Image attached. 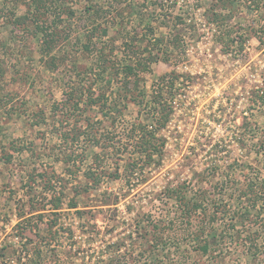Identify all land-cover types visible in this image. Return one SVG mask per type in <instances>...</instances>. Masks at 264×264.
Here are the masks:
<instances>
[{
    "label": "rangeland",
    "instance_id": "1",
    "mask_svg": "<svg viewBox=\"0 0 264 264\" xmlns=\"http://www.w3.org/2000/svg\"><path fill=\"white\" fill-rule=\"evenodd\" d=\"M22 1L0 0L4 12L0 14V264H264V255L253 261L244 241L235 245L230 238L210 254L195 252L206 237L195 232L209 230L203 209L214 202L236 206L233 196L226 194L244 189L257 176L264 178V154L258 152L264 108L255 102L264 80V42L255 35H260L264 17L241 0L230 24L235 37L242 35L248 41L243 52L234 46L236 52L231 54L222 51L205 21L210 0L68 2L79 13L98 4L118 22L122 12V26H110L107 38H102L117 37V46V31L135 30L140 35L149 24L161 36L175 31L167 19L186 18L184 25L176 22L186 40L187 59L174 65L181 77L175 84L173 113L159 132L164 140L160 159L127 182L125 156H113L121 177L104 178L98 189L76 196L78 187L87 183L81 172L100 149L86 147L84 140L70 146L57 136L62 129L84 127L86 119L71 115L58 103L69 83L87 80L85 71L92 58L80 51L79 41L90 24L77 20L67 41L51 53V63L40 54L39 41L30 30L3 18L11 16V10L15 18L22 16ZM127 3L130 16L124 8ZM172 69L162 61L153 64L143 76L142 91L149 94L152 84ZM144 112L129 102L112 127L99 110H91L88 117L93 132L105 133L102 141H106L113 137L107 132L118 134L130 123L147 122ZM67 118L69 123L64 122ZM68 153H73L74 176L61 162ZM39 175L62 179L55 185L54 195L63 193L56 215L49 210L51 193L42 189ZM181 194L189 203L204 200L203 209L181 215L176 198ZM104 199L110 203L103 205ZM71 201L76 203L73 209L68 208ZM228 222L222 224L223 230L231 229ZM254 235V242L264 249V227Z\"/></svg>",
    "mask_w": 264,
    "mask_h": 264
},
{
    "label": "trees",
    "instance_id": "2",
    "mask_svg": "<svg viewBox=\"0 0 264 264\" xmlns=\"http://www.w3.org/2000/svg\"><path fill=\"white\" fill-rule=\"evenodd\" d=\"M70 1L72 0H24L22 5L25 9L22 16L15 18L11 10V16L3 15V18L7 17L12 25H23L24 31L30 30L31 35L39 41L40 54L43 57H49L51 63H53L51 53L62 45V41H67L74 23L76 24L77 20L82 18L90 24L89 31L83 33L84 40L79 41L80 51L92 58L90 69L85 71L87 80L86 82L73 80L69 83L65 98L58 103L62 106L60 108H65L66 112L71 115L78 114L79 118L86 119H84V127L80 126L72 130L62 129L56 133L57 136L70 146L84 140L86 147L100 149L98 153L92 155L91 163L81 172L87 183L83 187L79 186V190L74 189L77 196L81 194V191L86 193L89 190L98 189L104 178L117 180L121 177L119 165L113 156H125L127 164L124 171L127 174V182H131L134 175L143 174L146 166L160 159L164 140L159 132L166 127L173 113L175 84L181 77L174 65L187 59L186 40L176 22L178 20L179 24L184 25L186 18L178 16L176 20L175 18L167 19L170 22L169 26L174 27L175 31L164 33L161 36H156V26L152 27L149 24L140 35L135 30L117 31L116 34L119 33L120 40V45L117 46L115 45L117 37L114 36L105 41L102 38H107L110 26H122L124 18L122 12H118V17L121 18L118 22L117 16L108 18L110 14L107 15L103 7L91 3L88 7H84L83 13L80 12L81 16L74 7L68 5ZM247 1L249 10L264 17V0ZM114 2L117 3L116 0ZM210 2L209 8L205 11V21L214 29L215 41L224 53L243 52L248 40L242 35L235 37L237 33H234L230 24L238 12L241 0H210ZM124 8L130 16L132 11L130 4L127 3ZM259 34V36L255 35V38L263 43L264 39L261 37L264 35L263 25L259 28ZM234 46H237L236 51H232ZM118 54L121 55L120 58ZM159 61L173 65V69L168 74L159 77L152 84L150 93L147 94L142 91L143 76L150 73L151 66ZM256 93L255 102L264 108V80L262 87ZM146 96H148L147 101ZM129 102L145 108L144 114L147 122L130 123L118 134L107 132V135H113V137L102 141L105 133H99L97 136L98 131L93 132V125L88 117L89 112L99 110V114L111 120L109 126L112 127L113 121L122 116ZM69 120L67 118L64 122L69 123ZM98 122L102 124V119ZM13 148L21 150L18 149L19 147L13 146ZM124 150L128 153H123ZM113 151L120 152V155H111ZM258 152L264 154V135L259 143ZM72 155L73 153L65 154L61 159V162L67 165L69 174H72L70 168L76 166L74 161H71ZM84 160L83 158L80 160L81 165L84 164ZM77 170L80 171L81 168L78 167ZM39 179L43 182L42 189L46 193H51L52 207L49 210L56 215V211L60 210L63 204V193L60 192L58 196L54 195L57 192L55 185L58 182L61 184L62 179L54 175L47 178L39 175ZM33 181L36 182L34 178ZM229 194L233 196L231 200L237 201L234 207L229 203L222 206L214 202L209 204L207 209H203L204 200L189 203L185 201V196L182 194L176 197L179 198L177 206H179L181 215L203 209V214L209 220V230L204 231L199 228L195 232V236L206 234L205 240L198 245L195 252L203 255L210 254L215 249L218 250L227 238H230L235 245L244 241L243 244L247 245L246 254L251 255V260L255 261L258 255H264V249L256 243L257 241L254 242V232L264 227V178L257 176L255 181L248 182L244 189H233L226 195L229 196ZM113 202L116 203L115 197ZM109 203L108 199L102 201L103 205ZM75 205L76 203L71 201L68 208L73 209ZM18 218H22V215H18ZM226 221H229L230 230H223L224 225L222 224ZM256 228L258 229L255 230Z\"/></svg>",
    "mask_w": 264,
    "mask_h": 264
}]
</instances>
